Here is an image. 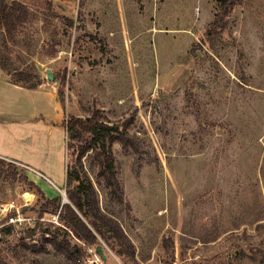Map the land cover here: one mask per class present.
I'll return each mask as SVG.
<instances>
[{"label": "rangeland", "instance_id": "obj_1", "mask_svg": "<svg viewBox=\"0 0 264 264\" xmlns=\"http://www.w3.org/2000/svg\"><path fill=\"white\" fill-rule=\"evenodd\" d=\"M26 1L36 16L6 47L16 67L61 90L66 117L95 114L123 138L112 150L127 203L91 152L82 161L135 254L101 239L106 260L86 246L87 264H264V0H235L216 25L219 0ZM78 153L68 149L67 170ZM5 161L17 175H0V235L3 208L33 222L5 233L0 254L70 264L50 246L23 248L26 225L40 222L36 243L59 223L30 184L37 172Z\"/></svg>", "mask_w": 264, "mask_h": 264}, {"label": "trees", "instance_id": "obj_2", "mask_svg": "<svg viewBox=\"0 0 264 264\" xmlns=\"http://www.w3.org/2000/svg\"><path fill=\"white\" fill-rule=\"evenodd\" d=\"M235 0H219V11L212 24H218L231 12ZM48 9H51V0H45ZM36 13L30 8L26 0H0V73L5 74L15 84L36 89L44 81L38 73L18 68L14 63L11 53L6 52L9 42L14 41L17 33L26 24L34 20ZM225 16V17H223ZM72 22V21H71ZM215 24V25H216ZM61 90H58L60 101L63 104ZM68 135V149L77 146V165L69 166L67 170L66 194L69 202H62L61 197L48 198L44 191L36 187L45 199V208H52L54 215H58L59 226L56 231L40 230L41 237L36 243L33 236L37 235L40 222L35 227H26L21 244L26 251L45 252L52 247L57 253L65 256L70 264H87L86 246L96 247L102 244L101 239H113L119 246L120 254H135V245L125 233L120 222L106 213L99 204L98 193L89 179L83 163V157L91 152L92 159L98 163V176L103 178L110 189V193L119 202L125 204L126 199L122 183L116 172V158L113 154V144L123 138L120 137V127L101 121L94 114L85 118L71 116L66 121ZM0 175L5 178H16L17 172L14 165L0 158ZM46 210L42 211L40 217ZM58 213V214H57ZM10 224L2 228L0 241L5 233L14 230ZM25 238H31L26 242ZM75 239V242H73ZM0 264H11L0 254ZM32 264H45L38 257L33 258Z\"/></svg>", "mask_w": 264, "mask_h": 264}, {"label": "crops", "instance_id": "obj_3", "mask_svg": "<svg viewBox=\"0 0 264 264\" xmlns=\"http://www.w3.org/2000/svg\"><path fill=\"white\" fill-rule=\"evenodd\" d=\"M66 118L56 87L30 89L0 73V158L42 173L31 174L48 198L67 180Z\"/></svg>", "mask_w": 264, "mask_h": 264}, {"label": "built area", "instance_id": "obj_4", "mask_svg": "<svg viewBox=\"0 0 264 264\" xmlns=\"http://www.w3.org/2000/svg\"><path fill=\"white\" fill-rule=\"evenodd\" d=\"M21 165L31 169V167H28L25 164H21ZM33 170L36 171L35 169H33ZM36 172L39 175L45 177L42 173H40L38 171H36ZM61 192L63 194V197H67L66 196V192H64V191H61ZM9 208L10 207L3 208L5 210L4 214H5V218L7 219V224L8 225L12 224V225H14L15 228H25L24 226H25L26 222H28L27 224H30V223L33 222V220H31L30 218H22L20 213H17V214L16 213H13V214L9 213L8 212ZM54 218L56 219V222L59 223L58 220H57L58 215H54ZM29 226H31V225H29ZM26 227H27V225H26Z\"/></svg>", "mask_w": 264, "mask_h": 264}, {"label": "water", "instance_id": "obj_5", "mask_svg": "<svg viewBox=\"0 0 264 264\" xmlns=\"http://www.w3.org/2000/svg\"><path fill=\"white\" fill-rule=\"evenodd\" d=\"M47 74H48V78L49 80H52L54 78V75L52 73L51 70H47ZM64 202H69L68 198L67 197H63V203ZM96 252L97 254H99V256L103 259V260H106V255L104 253V248H103V245L100 244L96 247Z\"/></svg>", "mask_w": 264, "mask_h": 264}]
</instances>
